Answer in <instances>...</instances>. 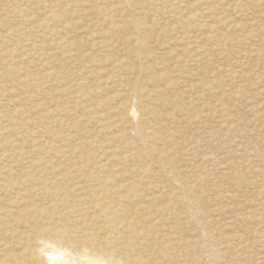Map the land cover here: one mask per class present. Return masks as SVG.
<instances>
[{"label":"rangeland","instance_id":"obj_1","mask_svg":"<svg viewBox=\"0 0 264 264\" xmlns=\"http://www.w3.org/2000/svg\"><path fill=\"white\" fill-rule=\"evenodd\" d=\"M13 180L0 264H25L33 232L56 242L88 202L136 223L126 255L145 264H264V0H0V183ZM39 180L77 191L37 196ZM42 240L33 264H78Z\"/></svg>","mask_w":264,"mask_h":264},{"label":"bare ground","instance_id":"obj_2","mask_svg":"<svg viewBox=\"0 0 264 264\" xmlns=\"http://www.w3.org/2000/svg\"><path fill=\"white\" fill-rule=\"evenodd\" d=\"M128 3H129V1H128ZM64 181H68V180H39V183L37 182V185L35 184L36 187H34V189H33L34 193H36L37 196L38 195H41V196L42 195L43 196L55 195L57 197H62V199L64 200L65 197H68L70 195V194H68V191H72V192L77 191V189H76L77 185L75 183H72V184L70 183V187H65V186H63L61 184V183H64ZM32 184L33 183H31L30 187H33ZM16 186H17L16 180H13V181H10V182H6L5 181V182L0 183V190L7 191L9 189H14ZM13 198H14V196H13ZM27 199H29V198H27ZM44 199H46V198H44ZM14 200H16V198ZM84 200H85L84 197L79 198L77 200V201L80 202L78 205L79 206L82 205L84 203ZM10 201H12V200H10ZM64 201H67V200H64ZM119 201L120 202H118V205H119V203L122 204V199H119ZM88 204H90V205L87 206L85 209L79 211V214L77 215L78 216L77 218H69L68 217V216H71V212L72 211L70 213L69 212L67 213L68 219L71 220V225H69L67 227V229L65 230V232H63L64 233L63 236H59V238H57L56 242H53V241H50L49 239H47L48 237H46V236H48L50 234V231H49V229H47L45 227H44V229H41L42 233L41 232H39V233L38 232H33L31 239L35 240L33 243L36 245V247L38 246V244H40L39 243L40 239H43L42 243H43V245L45 247H46L45 243L47 242V243H51V247L53 245L54 246L53 248L57 247L58 249H60V251L62 249V251L63 250L69 251V252L72 251V252H74V254H78L77 258L74 257L76 260H78V264H105V263H111V264H145V261L142 258L134 259L129 254L126 255V253H127V242H128L127 238H130L132 241H138V239H140L141 236H140V232L137 231L136 223L134 221L130 220V219H126L127 218V217L125 218V214L126 213H121V212H124V210H122L119 207L116 208L117 204H114V206H111L109 203H102V202H96V203H93V204L88 202ZM58 207L59 206H58L57 203H52L50 206L44 207L46 209H42L41 211L46 213L48 215L49 219L53 220V219L56 218V215H57L56 210L58 209ZM191 207H193V206H191ZM88 209L89 210L90 209H97V210L100 211V213H101L100 220L102 222V225H100L99 228H93L94 226L91 227V224H90L91 216H90V214L88 212ZM78 210H80V209H78ZM95 214H97V213H95ZM129 217H131V216H129ZM5 222H6V220H5ZM88 227H90V228H88ZM174 227L176 228V226H174ZM88 231H90L89 235H87ZM100 232H104V234L106 235V238L100 239L99 238V233ZM72 234H74V236H72ZM169 244H170V242H169ZM36 247L31 249V253L26 255V256H21L20 257L18 255L17 258L15 257L16 262L20 261V262H23L25 264H33V263H35V261L40 258V254L37 253L36 250H34ZM48 248H47V250H48ZM57 248H55V249H57ZM50 254H52L51 251H50ZM59 254H60V252H59ZM69 254H71V253H69ZM71 256H73V253L71 254ZM151 256H152V254H151ZM12 258H14V257H12ZM62 258H63V256H62ZM70 259L72 260L73 258H70ZM75 259H73V260H75ZM73 260H72V262H73ZM157 260H159V258ZM38 261H40V260H38ZM48 262L50 264H69L68 263L69 260H68V262H64L63 259H60L58 257L54 258V260H50ZM74 263L75 262H73V264ZM18 264H20V263H18Z\"/></svg>","mask_w":264,"mask_h":264}]
</instances>
